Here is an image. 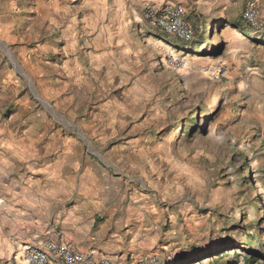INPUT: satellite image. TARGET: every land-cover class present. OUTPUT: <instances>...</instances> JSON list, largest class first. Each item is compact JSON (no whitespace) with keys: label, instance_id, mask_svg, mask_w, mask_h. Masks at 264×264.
Returning <instances> with one entry per match:
<instances>
[{"label":"rangeland","instance_id":"rangeland-1","mask_svg":"<svg viewBox=\"0 0 264 264\" xmlns=\"http://www.w3.org/2000/svg\"><path fill=\"white\" fill-rule=\"evenodd\" d=\"M179 1L196 34L206 28L197 51L173 46L146 20L149 9L171 0H0V42L14 61L0 45V100L31 103L30 112L46 115L62 138L92 152L132 147L120 153L125 165L113 172L115 199L105 208L144 220L124 225L137 246L114 264H244L249 251L264 254V40L231 25L243 0L222 2L227 11L213 10L207 25L194 6L215 0ZM124 16L131 32L117 29ZM115 31L123 33L120 65L110 55L117 70L100 71L94 64L114 48L105 43ZM100 34L106 41L95 42ZM29 173L0 167V191L27 192ZM4 203L2 239L26 236V202ZM28 246L4 249L0 264H23Z\"/></svg>","mask_w":264,"mask_h":264},{"label":"crops","instance_id":"crops-1","mask_svg":"<svg viewBox=\"0 0 264 264\" xmlns=\"http://www.w3.org/2000/svg\"><path fill=\"white\" fill-rule=\"evenodd\" d=\"M171 1L176 4L179 0ZM225 1H211L206 3L204 9L197 4L194 6L196 15L205 18L207 25L213 10L227 11L228 7L226 5L223 7L222 4ZM249 1L243 0L241 16L231 25L241 34L240 26L244 27L248 34V36L243 34L245 37L264 40V31L254 32L243 21L244 10ZM255 1L261 7L258 0ZM262 16L264 17V11ZM116 22L117 29L121 30L127 26L129 31H132L125 16L123 19L118 18ZM102 29L100 32L105 35L104 27ZM122 34L121 31L109 34L108 44L105 45L114 48L101 51L94 64L98 70L105 69L108 72L113 66L114 70H117L123 56L118 46ZM205 35L206 28H202L199 36L196 34V39H202L203 42ZM169 37L174 40L170 43L175 47L178 45L177 42H182L175 36ZM101 40L106 41L101 34L94 37L95 42ZM193 45L194 42L187 44L185 48L196 51L200 48ZM110 55L112 57L117 55L118 66L113 61L109 62ZM31 109V103L0 100V167L8 171L21 167L32 170L28 182L30 190L27 192L13 190L15 186L0 191L2 204L5 200L26 202L30 213L28 215L32 217L30 219L32 221L28 223L30 227L27 228V232L24 231L28 234L23 237L20 235L13 240L2 239L4 230L0 227V254L4 253L3 250L6 248L15 250L24 245L39 246L48 241H68L78 251L90 253L98 259L108 258L113 264L115 257L129 256V251L137 246V241L132 245L128 243L131 233H122L126 230L124 225L135 220L137 224H141L144 220L143 214L132 219L130 216L126 217L122 211L115 208L106 209L105 206H110L111 201L115 199V188L113 187L111 191V186L116 185V175L113 172L114 170L120 172L125 165L123 162L125 158H122L120 153L130 152L132 147H95L93 153L79 140L66 136L62 138L61 129H54L52 121L46 115L37 112L33 114L30 112ZM8 207L7 203L1 205L0 213ZM13 225L20 227V232L24 227L18 222H13ZM141 225L135 230L137 239L143 229Z\"/></svg>","mask_w":264,"mask_h":264},{"label":"built area","instance_id":"built-area-1","mask_svg":"<svg viewBox=\"0 0 264 264\" xmlns=\"http://www.w3.org/2000/svg\"><path fill=\"white\" fill-rule=\"evenodd\" d=\"M145 18L153 28L175 36L183 43L190 44L196 39V32L186 20L183 8L176 4L149 9ZM243 21L255 32L264 30V19L257 1L250 0L246 4ZM172 64L177 68L181 66L177 61ZM22 261L23 264H113L108 258L98 259L90 253L78 251L68 241H48L39 246L25 247ZM147 261V258H140L133 264H146Z\"/></svg>","mask_w":264,"mask_h":264},{"label":"trees","instance_id":"trees-1","mask_svg":"<svg viewBox=\"0 0 264 264\" xmlns=\"http://www.w3.org/2000/svg\"><path fill=\"white\" fill-rule=\"evenodd\" d=\"M242 34H244L245 36H248L247 32L244 30L242 31ZM198 119L196 118L195 121L190 122L191 125H197ZM194 129V127H191V130ZM247 233V232H245ZM247 235V234H245ZM249 241H253L255 236H247ZM224 259V258H222ZM261 259H264V254L259 253L258 251H249V254L244 256V264H259Z\"/></svg>","mask_w":264,"mask_h":264},{"label":"water","instance_id":"water-1","mask_svg":"<svg viewBox=\"0 0 264 264\" xmlns=\"http://www.w3.org/2000/svg\"><path fill=\"white\" fill-rule=\"evenodd\" d=\"M0 45H1L3 48H5V49L7 50V52H8V54H9V56H10L12 62H14L13 59H12V55H11L10 50H8L7 47H6L4 44H2L1 42H0ZM14 66L17 67V64L14 63ZM22 74H23V73H22ZM23 76L26 77V78H28L25 74H23ZM28 80H29V79H28ZM29 82H30V80H29Z\"/></svg>","mask_w":264,"mask_h":264},{"label":"bare ground","instance_id":"bare-ground-1","mask_svg":"<svg viewBox=\"0 0 264 264\" xmlns=\"http://www.w3.org/2000/svg\"><path fill=\"white\" fill-rule=\"evenodd\" d=\"M166 48H167V51H169V50H170L168 47H166Z\"/></svg>","mask_w":264,"mask_h":264}]
</instances>
